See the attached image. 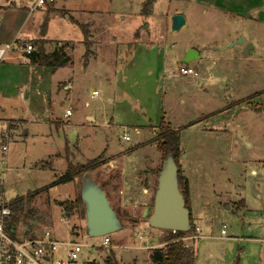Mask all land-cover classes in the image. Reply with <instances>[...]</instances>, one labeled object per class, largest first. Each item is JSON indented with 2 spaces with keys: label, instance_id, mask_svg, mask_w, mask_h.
<instances>
[{
  "label": "rangeland",
  "instance_id": "rangeland-1",
  "mask_svg": "<svg viewBox=\"0 0 264 264\" xmlns=\"http://www.w3.org/2000/svg\"><path fill=\"white\" fill-rule=\"evenodd\" d=\"M206 1L214 0H154L142 14L146 0H56L63 14L90 24L91 52L84 65L85 47L77 42L70 66L73 87L50 97L55 108L50 119L56 123L26 115L21 121L9 108L0 111V120L13 122L8 128L0 121V130L7 134L4 198L24 200L15 223L18 236L50 229L62 241H101L81 238L85 220L77 211L67 221L64 216L62 202L76 199L87 179L49 186L65 171L67 148L78 164L99 157L100 165L88 176L105 190L122 225L106 247L82 246L77 263L106 264L113 252L117 264H152L150 252L168 234L150 227L142 215L152 196L146 205L135 202L128 214L110 188L121 186L131 193L129 199L142 201L134 184L139 188L152 174L156 186L163 159L155 135L163 121L179 132L181 167L191 174L198 170L197 185L206 189L192 208L188 192L185 197L199 228L187 235L193 264H264V0H217L220 7ZM202 9L213 15L207 18ZM176 10L188 15L187 22L171 32ZM61 32L74 41L83 38L72 23ZM230 40L240 41V49L221 51ZM186 44L202 51L183 64ZM180 66L197 75L179 73ZM92 91L97 95L91 97ZM68 107L72 114L62 117ZM141 229L147 241L138 237Z\"/></svg>",
  "mask_w": 264,
  "mask_h": 264
},
{
  "label": "crops",
  "instance_id": "crops-1",
  "mask_svg": "<svg viewBox=\"0 0 264 264\" xmlns=\"http://www.w3.org/2000/svg\"><path fill=\"white\" fill-rule=\"evenodd\" d=\"M35 1L36 0H0V46L5 43H10L14 40L21 41L22 43L30 42L32 44L33 40L42 37L40 36V26L42 25L47 6L51 5L55 7V9L61 11V8L56 6V0H52L51 2L45 0L43 5L36 6L34 9H32V5L35 3ZM206 2L212 3V6L220 7L217 3V0H214L213 2ZM193 4L194 3H192L190 6H193ZM201 11V13L207 18L213 15V12L211 11H204V9ZM175 12L180 11L176 10ZM61 14L56 12L50 15L45 34L42 37L47 41L43 44V49L46 54L61 50L69 56V62L63 67H57L53 69L50 66L32 64L29 62V58H27V56L16 47V44L13 43L5 58L0 60V111L5 108H9L10 111L12 110L17 114V117H19V120L21 121L25 120L24 118L26 115L28 119H40L41 123L55 122L54 120L56 118L50 119V116H52L55 112V108L51 104L50 97L52 95L61 97L63 95L61 94L62 89L67 91L72 89L73 85L71 81L74 78L73 69L70 67L72 65V52L77 48V42H81L83 44V38L80 36L76 37V41H74L68 34L66 35L61 32L65 24L72 23L68 19L69 15H65L63 13ZM71 14L72 13L70 12V15ZM182 15L187 22L188 15ZM74 20L76 19L74 18ZM87 23L88 22H83L82 24ZM89 25L90 24H88V26ZM65 29L67 30L66 26ZM91 36L92 34H90V37ZM230 42L233 43V46H236L238 49H240V46H238L240 41L230 40ZM196 44L201 47V43ZM199 47L192 46V44H186L181 55L182 58L185 54V50L188 48H193L199 51L198 54L200 55L202 50H198ZM226 47L227 48L221 49V51L231 48L228 46ZM33 50H35L34 45ZM67 68H69V73H64ZM193 75H197L195 70ZM66 97L67 95L65 98ZM85 105H88V103L85 102ZM70 108L72 114L73 108ZM63 114L62 117H64ZM86 117L87 119L90 118L91 121L93 120V117L90 115H87ZM34 119L32 121H34ZM0 121L2 124L5 123V126L8 128L13 124V122L10 120L2 119ZM58 153L59 152L56 154ZM7 172H9L8 168L6 169L5 176ZM252 172L254 173L255 171L252 170ZM157 174L158 173H156L155 178L156 182ZM182 174L187 180L188 195L190 202H192V208L193 205L197 206L196 203L201 202L202 199L205 198L204 194H206V189L203 187L201 188V185H197V181H200L198 170H195L194 173L191 174L187 172L186 166H184V168H182ZM153 177L154 176L152 174L147 175L144 182L145 184H142L139 188L136 186L137 183L134 184V187L138 190V192L143 195L142 201L129 199L131 193H125L126 191L122 189L121 186H118L116 190L110 188V193L115 196V200H117L120 209L126 211L129 214L134 212V208L137 203L146 205L147 202H149L151 196H153L155 189L154 185H151ZM203 189L205 191H201ZM200 205H203V202ZM183 241L187 246V236L183 239Z\"/></svg>",
  "mask_w": 264,
  "mask_h": 264
},
{
  "label": "trees",
  "instance_id": "trees-1",
  "mask_svg": "<svg viewBox=\"0 0 264 264\" xmlns=\"http://www.w3.org/2000/svg\"><path fill=\"white\" fill-rule=\"evenodd\" d=\"M154 0H146L141 8L142 14L149 13V9ZM45 16L42 21L41 35L44 36L47 22L51 14L62 11L55 9V7L49 5L45 10ZM68 19L78 25L83 33V45L85 47V52L83 54V64H87V58L90 51L89 49V38L90 32L87 24L79 23L74 20L71 16ZM137 37V33L134 34ZM42 37L32 41V47L35 46V50H32L30 54H27L29 62L32 64H39L43 66H50L52 69L57 67H63L69 62V56L63 51H54L50 54H46L43 49V44L47 42ZM177 129H172L170 125L165 122H161L159 132L156 133L155 138L157 140V149H159L160 155L164 160L167 156H171L176 166L179 167L176 173V179L180 191L184 195L185 206L189 209L187 202V180L182 176V167L179 163L182 151L179 147V135ZM67 151V148H66ZM65 151V171L59 176L51 185L64 184L72 181L75 177H79L82 173L90 172L94 170L98 165H100L101 160L99 157L93 158L86 163L78 164L73 162L70 155L66 154ZM162 167V166H161ZM160 170V168H159ZM158 170V171H159ZM82 199L80 195L72 201H63L62 206L64 210V216H70L73 212L77 211L81 216H84V208L82 204ZM9 207L11 214L7 217L6 224L12 234L15 229V223L17 222L20 215L24 213V200L21 197L15 198L9 202ZM28 213V211H27ZM190 228L187 231H171L165 230L168 234L163 237V245L161 247H155L149 254V260L152 264H193V249L190 246H186L183 239L188 235L189 232L194 231V224L192 223L191 214L189 215ZM27 234V233H25ZM28 235V234H27ZM106 264H117L114 259L113 252L110 253L105 259Z\"/></svg>",
  "mask_w": 264,
  "mask_h": 264
},
{
  "label": "water",
  "instance_id": "water-1",
  "mask_svg": "<svg viewBox=\"0 0 264 264\" xmlns=\"http://www.w3.org/2000/svg\"><path fill=\"white\" fill-rule=\"evenodd\" d=\"M182 14L176 13L171 16L170 31L175 32L185 25ZM233 46V43L229 47ZM199 51L188 48L181 59L187 63L199 57ZM157 174V182L152 196L151 207L146 206L142 215L146 218L150 227L171 230L187 231L190 228V210L185 206L184 195L179 189L176 179L177 169L171 156H167L161 163ZM89 172L82 173L78 178H85L88 184L80 188V198L84 208V220L86 234L89 237L110 235L122 227L121 220L117 216L107 194L103 188L91 183L92 177ZM84 181V180H83Z\"/></svg>",
  "mask_w": 264,
  "mask_h": 264
},
{
  "label": "built area",
  "instance_id": "built-area-1",
  "mask_svg": "<svg viewBox=\"0 0 264 264\" xmlns=\"http://www.w3.org/2000/svg\"><path fill=\"white\" fill-rule=\"evenodd\" d=\"M51 2L52 0H47ZM45 3V0H36L32 5V9L36 6H41ZM13 43L16 47L20 49L25 55L30 54L33 50L32 44L22 43L21 41L14 40L10 43H5L0 46V60L4 59L7 52L11 49ZM178 72L186 75H193L194 70L191 67L180 66ZM92 96L97 95L96 91H92ZM71 114V108H67L64 111V117L67 118ZM7 134L4 131H0V141L6 138ZM123 140H128L127 134H123ZM7 144H0V264H78L79 254L81 252L82 246L89 245L91 247H106L110 243L109 235L99 236L101 238L100 242L97 243H86L84 241L77 240H66L62 241L56 237V235L50 229H44L39 234H22L18 236L16 230L12 234L11 230L7 227L6 220L11 214L9 207V201L4 198V185H5V172L6 166V156L5 147ZM66 221L68 220L67 217ZM61 219V218H60ZM226 227L222 225L220 233L226 234ZM199 228L194 223V231H198ZM141 229L139 238L141 240L147 241L145 232L143 233ZM78 235V231H75ZM89 237L86 232L82 234L81 238L85 239ZM91 237V238H99ZM191 237H195V234ZM196 238V237H195ZM59 248H63V253L60 255L57 251ZM84 264H89L84 263Z\"/></svg>",
  "mask_w": 264,
  "mask_h": 264
}]
</instances>
